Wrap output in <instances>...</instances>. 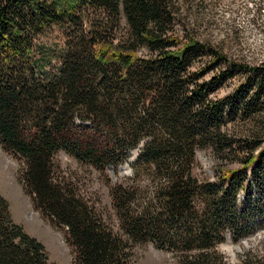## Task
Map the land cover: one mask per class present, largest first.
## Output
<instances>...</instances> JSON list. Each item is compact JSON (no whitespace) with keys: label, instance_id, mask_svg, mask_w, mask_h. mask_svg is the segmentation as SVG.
<instances>
[{"label":"trees","instance_id":"16d2710c","mask_svg":"<svg viewBox=\"0 0 264 264\" xmlns=\"http://www.w3.org/2000/svg\"><path fill=\"white\" fill-rule=\"evenodd\" d=\"M249 1L264 8V0ZM183 5L0 0V143L24 162L35 207L67 228L75 264H129L132 241L149 239L172 253L173 264H223L222 231L235 241L252 232L254 185L264 202V62L238 63L197 38ZM55 25L65 33L60 65L37 75L35 41ZM235 70L246 75V88L213 98ZM252 119V130L232 133V123ZM137 148L131 177L111 188L120 233L53 177L59 152L103 170ZM201 150L239 164L219 163L211 178L199 171ZM144 190L150 198L133 212ZM0 264H54L1 195ZM245 264L264 258L249 251Z\"/></svg>","mask_w":264,"mask_h":264},{"label":"rangeland","instance_id":"374dc122","mask_svg":"<svg viewBox=\"0 0 264 264\" xmlns=\"http://www.w3.org/2000/svg\"><path fill=\"white\" fill-rule=\"evenodd\" d=\"M182 3L183 13L197 38L208 42L238 63L256 65L264 62V8L258 10L249 0H182ZM35 44V73L39 75L56 72L60 65V55L65 48L63 28L57 25L48 28L37 37ZM225 67L224 63L218 66ZM245 84L246 75L240 70H235L220 85L213 98H221L239 86L244 90ZM255 122L256 120L252 119L232 123L230 129L235 136L244 135L254 128ZM138 153V148L132 150L127 161L119 166L108 165L99 170L92 165L78 162L65 152H59L53 159V177L72 189L98 215L105 226L120 233L121 216L114 207L111 188L128 181L132 174L131 164ZM197 159L199 171L211 178H216L215 168L219 163L227 167H237L239 164L238 157L230 155L221 158L205 150L198 151ZM24 167V162L19 156L5 151L0 143V195L8 200L13 220L45 245L51 262L75 264V250L68 241L67 228L57 224L35 207L34 197L25 189L22 175ZM124 167H127V170H124ZM247 174L250 175V171ZM254 186L250 192V205H254V208H250L254 209L251 210L253 217L248 220L253 229L247 237L264 229L258 208L264 207V202H260L257 185ZM239 195L243 202L246 195L242 191ZM149 198V191H141L135 205H132V211L140 209L139 203ZM250 243L255 246L256 240L252 239ZM246 254L247 252L241 257V264H245ZM173 263L172 253L155 240L149 239L145 243L132 241L129 264Z\"/></svg>","mask_w":264,"mask_h":264},{"label":"clouds","instance_id":"9594fccd","mask_svg":"<svg viewBox=\"0 0 264 264\" xmlns=\"http://www.w3.org/2000/svg\"><path fill=\"white\" fill-rule=\"evenodd\" d=\"M221 235L224 239L217 243L216 251L223 257V264H241V257L249 251L264 258V229L240 241L231 238L232 234L228 228L224 229ZM252 239L256 240L255 246L250 243Z\"/></svg>","mask_w":264,"mask_h":264},{"label":"bare ground","instance_id":"6f19581e","mask_svg":"<svg viewBox=\"0 0 264 264\" xmlns=\"http://www.w3.org/2000/svg\"><path fill=\"white\" fill-rule=\"evenodd\" d=\"M123 169H124V170H127V167H124Z\"/></svg>","mask_w":264,"mask_h":264}]
</instances>
